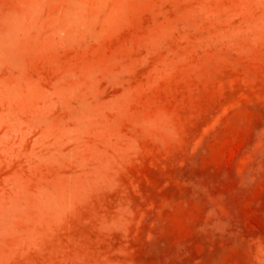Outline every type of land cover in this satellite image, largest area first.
I'll list each match as a JSON object with an SVG mask.
<instances>
[{
    "label": "rangeland",
    "instance_id": "obj_1",
    "mask_svg": "<svg viewBox=\"0 0 264 264\" xmlns=\"http://www.w3.org/2000/svg\"><path fill=\"white\" fill-rule=\"evenodd\" d=\"M0 264H264V0H0Z\"/></svg>",
    "mask_w": 264,
    "mask_h": 264
}]
</instances>
